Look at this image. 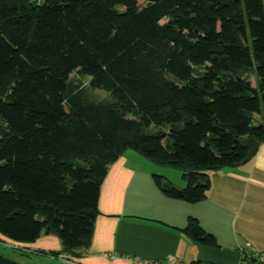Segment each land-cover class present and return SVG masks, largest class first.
Segmentation results:
<instances>
[{
  "label": "trees",
  "instance_id": "1",
  "mask_svg": "<svg viewBox=\"0 0 264 264\" xmlns=\"http://www.w3.org/2000/svg\"><path fill=\"white\" fill-rule=\"evenodd\" d=\"M263 96L264 0H0V234L80 258L127 151L182 173L153 176L167 197L206 200L239 140L264 142ZM184 233L218 247L196 219Z\"/></svg>",
  "mask_w": 264,
  "mask_h": 264
},
{
  "label": "crops",
  "instance_id": "2",
  "mask_svg": "<svg viewBox=\"0 0 264 264\" xmlns=\"http://www.w3.org/2000/svg\"><path fill=\"white\" fill-rule=\"evenodd\" d=\"M263 117L264 96L256 125ZM170 169L133 151L112 164L101 188L92 243L80 258L63 254L61 241L52 235L43 234L31 244L1 235L0 243L37 253L39 264H141L162 259L193 264L198 262L199 245L184 233L193 218L224 249L249 245L264 251V142L250 162L209 172L211 189L200 203L171 199L156 186L154 175L175 187L186 186Z\"/></svg>",
  "mask_w": 264,
  "mask_h": 264
},
{
  "label": "water",
  "instance_id": "3",
  "mask_svg": "<svg viewBox=\"0 0 264 264\" xmlns=\"http://www.w3.org/2000/svg\"><path fill=\"white\" fill-rule=\"evenodd\" d=\"M239 144L248 149L246 157L241 162V165H244L257 155L260 142L252 137L239 140ZM241 257L240 250H228L220 246H199L198 262L201 264H240Z\"/></svg>",
  "mask_w": 264,
  "mask_h": 264
},
{
  "label": "rangeland",
  "instance_id": "4",
  "mask_svg": "<svg viewBox=\"0 0 264 264\" xmlns=\"http://www.w3.org/2000/svg\"><path fill=\"white\" fill-rule=\"evenodd\" d=\"M71 77L73 79L77 78V76L75 74H72ZM83 82H84L85 88L88 90V94H89L91 100H93L95 102L110 101V96L106 92H103L102 90L93 87L91 85L89 79L84 78ZM169 171L171 173H173L174 175H176L177 179L178 178L182 179V173L179 170L172 168ZM0 236H1V234H0ZM0 254L3 255L4 257L14 261V262L19 263V264H39L37 259H40V257L37 255V253H33L31 251H26L24 249H15L10 244H3V243H0ZM40 264H66V263L56 261L53 263H46L45 262V263H40Z\"/></svg>",
  "mask_w": 264,
  "mask_h": 264
},
{
  "label": "built area",
  "instance_id": "5",
  "mask_svg": "<svg viewBox=\"0 0 264 264\" xmlns=\"http://www.w3.org/2000/svg\"><path fill=\"white\" fill-rule=\"evenodd\" d=\"M241 252L240 264H264V251L257 252L251 246L246 245ZM105 256H111L110 254H105ZM141 264H184L181 261L175 259H162L157 261L143 262Z\"/></svg>",
  "mask_w": 264,
  "mask_h": 264
}]
</instances>
